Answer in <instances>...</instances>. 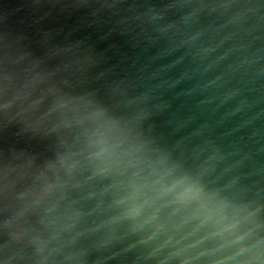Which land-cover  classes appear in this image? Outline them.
Listing matches in <instances>:
<instances>
[{
	"label": "water",
	"instance_id": "water-1",
	"mask_svg": "<svg viewBox=\"0 0 264 264\" xmlns=\"http://www.w3.org/2000/svg\"><path fill=\"white\" fill-rule=\"evenodd\" d=\"M0 264H264V0H0Z\"/></svg>",
	"mask_w": 264,
	"mask_h": 264
}]
</instances>
